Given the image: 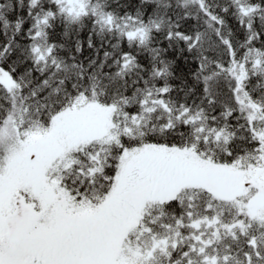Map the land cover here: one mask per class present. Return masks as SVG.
<instances>
[{
	"label": "snow or ice",
	"instance_id": "6c2138e0",
	"mask_svg": "<svg viewBox=\"0 0 264 264\" xmlns=\"http://www.w3.org/2000/svg\"><path fill=\"white\" fill-rule=\"evenodd\" d=\"M0 264H264V0H0Z\"/></svg>",
	"mask_w": 264,
	"mask_h": 264
}]
</instances>
